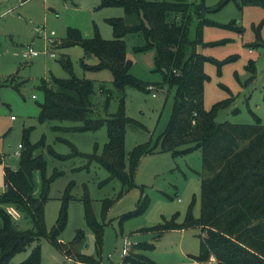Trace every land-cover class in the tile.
<instances>
[{"label":"rangeland","instance_id":"374dc122","mask_svg":"<svg viewBox=\"0 0 264 264\" xmlns=\"http://www.w3.org/2000/svg\"><path fill=\"white\" fill-rule=\"evenodd\" d=\"M11 1L12 4L16 2ZM29 1L36 3L35 11L38 14L35 19L38 21H34L36 26L33 28L40 29V35L31 41V38L18 39L0 31V194L4 190L3 167L13 169L18 167V158L14 154L18 151V144L23 142L25 129L29 132L30 143H36L43 136L46 145L64 157L54 158L46 147H37L33 152L35 155L42 154L46 159L47 178L51 177L54 169L61 171V175L49 186L48 199L44 206L47 232L55 223L65 197L64 193L67 191L66 197L70 196L66 226L58 235L59 241L65 242L63 245L67 250H65L67 256L57 251L47 238L43 237L38 241L40 264H74L76 260L81 261L77 258L76 251L91 257L95 264H120L124 240L130 244H151L140 248V252L157 264L194 260L199 252L201 232L198 227L168 230L163 233L135 231L157 225L163 222V219L169 221L173 216H176V222L180 223L184 220L190 204L192 216L197 218L199 215L198 173L201 171L199 150L192 149L173 155L171 152L161 151L160 148L159 137L167 127L175 89L167 86L158 88L157 85H153L154 89L149 91L131 86L125 88L124 113L140 126L127 125L124 151L127 154L133 147L147 144L154 152L140 158L134 175L135 186L123 189V194L118 198L120 182L115 179L100 185L108 173L102 166L88 158V155L94 153L95 143L99 146L98 153L101 152L103 143L106 142L105 126L84 132L54 131L52 129L56 124L54 121L38 120L39 103L43 100V92L38 86L40 80L49 74L57 78L69 77L57 61L61 54L67 52L73 64V75L77 78H90L94 83V93L91 97L94 111L92 116L106 117V114L114 113L117 108V97L112 87L110 72L84 71L80 65V60L84 56L80 46L59 49L56 57H50L45 53L50 48L46 40L48 35L41 32L53 29L54 38H61L66 34L65 30L71 27L76 28L81 36L87 39L95 34L96 28L98 34L108 40L112 38V29L107 19L116 17L114 14L117 11L120 13L119 17L123 16V9L97 8L100 3L98 0L97 3L96 0H82L85 3L84 9L90 8V15L86 14L85 10L75 9L80 8L79 0H45V4L42 0ZM178 1H185L191 5L188 37L191 41H197L196 51L215 61L214 63L205 61L203 64V70L209 77L204 83L203 108L210 109L215 102L230 97L232 99L230 104L217 112L216 122L248 124L254 122L255 115L264 124V6L243 5L241 0ZM19 2L22 4L21 0ZM55 3H59L60 6ZM199 5L204 7L202 20L214 24L205 23L198 28L199 19L195 8ZM12 13L16 15V19L21 18L20 20L30 24L23 12L18 13L15 10ZM46 17L59 19L61 21L59 24L64 26L63 29L60 28L59 31V27L48 25ZM130 20L128 19V23ZM230 24L234 27L228 26ZM38 25H44V29ZM124 40L126 55L132 62L131 74L144 83L161 82L162 75L154 71L155 50L134 52L133 47L143 43L142 36L138 34H128ZM27 45H32L38 53L29 60L21 56V49ZM249 61L255 66V75L252 79L246 68ZM95 62V58L90 59V63ZM216 63H222L220 68ZM100 89L104 92H100ZM109 91H112L113 96L109 99L108 106H105L106 93ZM58 138L73 144L76 152ZM182 149L183 147L180 150ZM32 179L33 195L40 197L42 192L40 171H34ZM70 182H73V185L67 190ZM85 194L91 200L92 211L97 221L105 228L100 249L95 246L93 234L85 222L82 201ZM106 197L112 199L113 203L102 217L101 200ZM144 199L148 205L141 214L122 220L124 215L135 212L138 203ZM15 223L20 229L32 228L31 219L23 214L22 216L20 214ZM78 229H83L85 238L70 249L68 242L74 238ZM35 244L36 242L32 245ZM32 245L14 254L9 264L22 263L29 256ZM136 250L137 246L131 245L128 254H134ZM212 262L215 263L214 258L197 264Z\"/></svg>","mask_w":264,"mask_h":264},{"label":"trees","instance_id":"16d2710c","mask_svg":"<svg viewBox=\"0 0 264 264\" xmlns=\"http://www.w3.org/2000/svg\"><path fill=\"white\" fill-rule=\"evenodd\" d=\"M241 1L243 5L264 6V0ZM190 6L189 3L178 0H100L97 8L123 9V16L107 19L112 29V38L103 39L95 28V34L85 39L76 28L69 27L56 47L62 49L80 46L84 52L80 60L84 71L110 72L117 97L116 111L106 114V117L92 116L94 111L91 97L94 83L89 78L75 77L70 57L61 54L57 61L69 77L57 78L49 74L40 80L38 87L43 92V100L39 103L38 120L54 121V131L84 132L105 126L106 142L103 143L101 152L98 153L99 146L95 143L94 153L88 155V158L108 173L100 185L115 179L120 182L121 189L117 195L119 198L123 189L135 186L134 175L140 158L154 152L147 144H139L127 154L124 151L127 125L140 126L124 113L125 88L131 86L145 91H149L147 88L150 85L174 88L171 115L165 131L159 137L160 148L161 151L171 152L173 155L192 149L199 150V215L197 218L192 216L190 204L182 222H176V216H173L169 221L163 219V222L142 230L160 233L198 227L201 233L195 261L207 262L214 258L215 264H264V124L255 115L254 122L248 124L216 122L217 112L230 104V97L215 102L210 109L203 108L204 83L209 78L203 70V64L205 61H215L198 53L197 41H191L188 37ZM203 9L202 5L195 8L199 19L198 28L205 23L214 24L202 20ZM128 19H131L129 23ZM228 26L234 27L232 24ZM237 30L241 32L239 27ZM128 34H138L143 38L141 45L133 47L134 52L155 50L154 71L162 75L161 82L144 83L131 74L132 62L126 55L124 40ZM92 58L96 59L95 63L89 62ZM216 64L218 68L222 65ZM246 68L252 79L255 75L254 63L249 61ZM100 92L104 90L100 89ZM112 96V91L106 93L105 106H108ZM28 133L25 129L18 167H3L6 188L0 194V264H9L14 254L35 242L29 256L20 264H40L38 241L43 237L57 251L67 256L65 245L59 241L58 235L66 226L70 196L66 197L67 191L64 193L55 223L47 232L44 206L48 199L49 186L61 175V171L54 169L51 177L47 178L46 159L42 154L35 155L33 152L37 147H46L54 158L64 157L46 145L43 136L36 143H30ZM58 140L66 142L76 152L73 144L63 138ZM36 170L42 175L40 197L33 195L32 174ZM72 185L73 182H70L66 189ZM82 201L86 225L94 235L95 246L100 249L103 224L93 214L91 200L86 194ZM112 203L113 200L108 197L101 200L102 217ZM138 204L137 210L124 215L122 220L141 214L148 202L144 199ZM7 205L29 217L32 228H18L5 211L4 207ZM84 238L83 229L76 230L74 238L68 242L69 248L76 247ZM147 246L151 244L139 245L138 248ZM76 253L81 260L79 262L95 263L88 255L77 251ZM134 254L124 256L120 264H157L141 252Z\"/></svg>","mask_w":264,"mask_h":264},{"label":"crops","instance_id":"0c3cea01","mask_svg":"<svg viewBox=\"0 0 264 264\" xmlns=\"http://www.w3.org/2000/svg\"><path fill=\"white\" fill-rule=\"evenodd\" d=\"M28 1L29 0H21L22 4H20L19 0H16V2L14 4H12L11 0H0V20H2V23L0 24V31L2 33L10 35V36H16V37H18V39H20V38H28V39L31 38V41L35 40V38L40 33V29H36V27L33 28L34 25H35L34 21H38V20L35 19V16L38 13H36V11H35L36 3L35 2L29 3L30 1L29 2ZM87 1H89V0H87ZM42 2L45 4V0H42ZM98 2H100V0H98ZM79 3H80L79 4L80 8H75V9H78L80 11H84L85 10L86 14H90V8H85L84 9V4L85 3L82 0H79ZM96 3H97V0H96ZM55 4L57 6H60L59 3H55ZM93 7L95 9V6H93ZM51 9H53V8H51ZM15 10L18 11V13H19V11L23 12L28 17L30 24L20 20L21 18L19 16H17V17L20 18V19H16V17H15L16 15L12 13ZM114 11H116V10H114ZM10 13H12V14H10ZM119 14L120 13L117 11V12H115L114 15H117L116 17H119L118 16ZM46 21H47L48 25H50L52 27H59V31H60V28L63 29V27H64V26L59 24L61 21L59 19H55L54 17H51V18H47L46 17ZM38 26H41L40 28L43 27V29H44V25H38ZM41 33H43V34L47 33L45 35H48V36L51 33H54L53 37L55 36V32H54L53 29H51V31H49V32L42 31ZM64 36L61 37V38L60 37L59 38H56V37L54 38L57 41V43H56L55 46L51 47L50 50H52L55 53V57L59 54V53H57L59 48H57L56 46H57V44H59L61 39L64 38ZM106 37L107 36H105V38ZM62 55L69 56L67 54V52H64V54H62ZM89 62H90V60H89ZM46 77H43V78H46ZM2 174H3V171H2ZM7 206H11V205H7ZM17 212L20 213L18 210H17ZM20 214L22 216V213H20ZM104 229L105 228H103V233L105 231ZM142 229L143 228H139V229H137L135 231H137V232H149V231H143ZM173 230H182V229H173ZM170 231H172V230H170ZM150 232L153 233L154 231H150ZM93 237H94V235H93ZM60 242H62V241H60ZM62 243H65V242H62ZM132 245L137 246V250L135 251V253H140V248H138V246L139 245H143V244L142 243H137V244L135 243V244H132ZM134 250H135V248H134ZM132 252H133V250H132ZM79 253H81V252H79ZM81 254H83V253H81ZM121 258H123V257L121 256ZM190 262H196V261L195 260H186V261L185 260L184 261L183 260H178V261L176 260V261H173V262H169L168 264H186V263H190ZM95 263H92V264H95ZM74 264H83V263H81L79 261H74ZM211 264H215V263L212 262Z\"/></svg>","mask_w":264,"mask_h":264},{"label":"built area","instance_id":"2783aa9c","mask_svg":"<svg viewBox=\"0 0 264 264\" xmlns=\"http://www.w3.org/2000/svg\"><path fill=\"white\" fill-rule=\"evenodd\" d=\"M53 35H54V33H51V34L46 38V40H48V44H49L50 48L53 47V46H55L56 43H57V41L54 39ZM50 48L47 49V50L45 51V53H47V55H49L50 57H55V53H54L52 50H50ZM37 54H38V53L34 50V48L32 47V45L24 46V47L21 49V56H22V58H24V59H26V60H29V59H31V58H33V57H36ZM147 89H148V90H153L154 87L150 85V86H148ZM17 147H18V151H16L14 155H15L17 158H19V156H20V152H21V149H22V146H21V144H19ZM4 188H6V185H4ZM5 211L11 216V218H12L13 220H15V221L18 220V218H19L20 215H19V213L17 212V210H16L14 207H12V206H6V207H5ZM131 245H132V244H130L128 241H125V240H124V246H123V248H122V252H121V256H122V257L128 255V253H129V251H130V246H131ZM186 264H197V262H190V263H186Z\"/></svg>","mask_w":264,"mask_h":264}]
</instances>
